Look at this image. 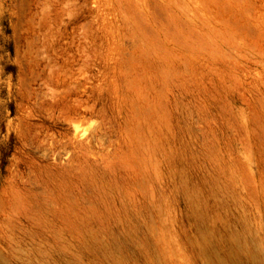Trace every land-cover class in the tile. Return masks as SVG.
I'll use <instances>...</instances> for the list:
<instances>
[{
	"label": "rangeland",
	"instance_id": "obj_1",
	"mask_svg": "<svg viewBox=\"0 0 264 264\" xmlns=\"http://www.w3.org/2000/svg\"><path fill=\"white\" fill-rule=\"evenodd\" d=\"M0 264H264V0H0Z\"/></svg>",
	"mask_w": 264,
	"mask_h": 264
}]
</instances>
